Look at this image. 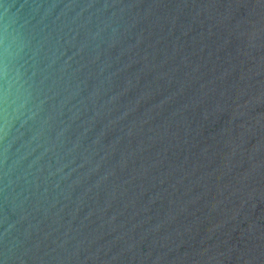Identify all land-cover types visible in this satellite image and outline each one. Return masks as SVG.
Segmentation results:
<instances>
[{"label": "water", "instance_id": "water-1", "mask_svg": "<svg viewBox=\"0 0 264 264\" xmlns=\"http://www.w3.org/2000/svg\"><path fill=\"white\" fill-rule=\"evenodd\" d=\"M0 264H264V0H0Z\"/></svg>", "mask_w": 264, "mask_h": 264}]
</instances>
